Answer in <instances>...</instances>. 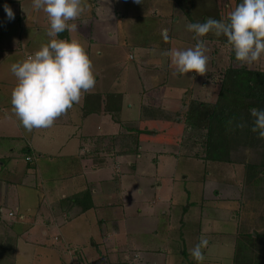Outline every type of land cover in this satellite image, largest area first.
Masks as SVG:
<instances>
[{
    "label": "rangeland",
    "instance_id": "obj_1",
    "mask_svg": "<svg viewBox=\"0 0 264 264\" xmlns=\"http://www.w3.org/2000/svg\"><path fill=\"white\" fill-rule=\"evenodd\" d=\"M21 1L0 0V108L5 109L3 117L0 111V180L15 191L8 194L14 201L3 204V213L16 206L18 213L29 210L33 215L38 210L44 215L47 203L40 202L46 186L42 187L40 177L46 178L43 184H55L58 176L62 183L65 177L83 172V164L72 152L89 142L79 134L95 130L98 112L103 110L106 116L94 146L97 162L105 163L98 174L91 171L90 177L87 171L86 184L73 181L68 196L80 198L87 209L81 211V202L76 204L72 218L47 231L44 255L34 264H94L100 252L107 259L98 264H132L135 255L139 258L134 264H199L190 250L201 235L210 241L203 249V264H232L236 234L244 229L254 234L257 223L254 212L244 220L238 207L243 198V165L205 159V130L193 132L185 121L191 100L215 101L224 68L234 62L231 47L209 40L207 73L175 74L165 52L186 50L196 43L194 33L187 30L189 20L174 7L175 2L141 0L138 5L134 0H85L80 17L70 22L79 26L77 31H66V37L86 49L95 87L52 127L28 132L12 110L11 92L17 80L11 65L34 54L51 38L47 14L34 10L32 0L20 9ZM5 5L12 9L14 19L9 20ZM234 6L224 5L222 14L228 16ZM165 28L168 41L161 34ZM245 66L264 70V56ZM85 109L96 116L81 122L80 111ZM110 121L117 123L114 132L103 137L111 128ZM128 147L133 151H125ZM42 150L46 154L40 156ZM10 159L15 162L10 164ZM30 175L35 179L29 181ZM84 186L95 191L91 201L89 196L82 199ZM16 200L19 205L13 204ZM62 205L68 206L69 199ZM38 231L29 236L37 237ZM27 251L23 253L31 254ZM8 254L0 250V264H13ZM128 254L132 255L129 263ZM29 263L18 259V264Z\"/></svg>",
    "mask_w": 264,
    "mask_h": 264
},
{
    "label": "clouds",
    "instance_id": "obj_2",
    "mask_svg": "<svg viewBox=\"0 0 264 264\" xmlns=\"http://www.w3.org/2000/svg\"><path fill=\"white\" fill-rule=\"evenodd\" d=\"M134 2L139 5L141 0ZM85 6V0H32L34 10L47 14L50 24L47 35L51 39L34 54L11 65L17 80L11 92L12 110L28 132L52 127L57 118L95 87L92 61L84 46L76 39L59 38L65 31H77L78 25L70 22L80 17ZM4 11L9 20L14 19L8 5ZM187 30L194 33V47L165 52L175 66V74L194 72L204 76L207 73L206 41L201 38L209 33L226 38L227 46L234 51L235 60L241 66L251 65L264 56V0H242L227 20L209 17L204 22L188 23ZM161 34L165 41L169 40L168 29H163ZM249 112L253 118L251 131L264 139V109L252 107ZM235 120L233 117L228 123L231 125ZM246 126L243 120L236 123L241 129ZM209 243L201 235L190 250L191 257L199 264L205 260L203 249Z\"/></svg>",
    "mask_w": 264,
    "mask_h": 264
},
{
    "label": "trees",
    "instance_id": "obj_3",
    "mask_svg": "<svg viewBox=\"0 0 264 264\" xmlns=\"http://www.w3.org/2000/svg\"><path fill=\"white\" fill-rule=\"evenodd\" d=\"M172 1L191 23L204 22L209 17L223 20L228 17L222 14L225 5L223 0ZM241 2L236 0L234 9ZM61 35L66 37V32ZM201 39L206 41V48L209 40H221L227 44L225 37H216L212 33ZM230 59L237 62L233 50ZM234 62L224 68L215 101L206 103L191 100L186 109L185 121L193 132L205 130L202 142L205 159L243 165L240 188L243 198L239 200L238 207L244 220L254 212L257 223L254 225V234L245 229L236 234L232 264H264V139L251 131L253 118L249 112L252 107L264 109V70ZM233 117L236 120L230 125L228 121ZM241 120L247 125L243 129L236 127V123ZM125 151L131 152L133 149L128 147ZM83 194V201L87 196L91 201L89 192ZM67 199L69 203L73 201L74 205L81 202V211L87 209V203L82 207L80 198Z\"/></svg>",
    "mask_w": 264,
    "mask_h": 264
},
{
    "label": "crops",
    "instance_id": "obj_4",
    "mask_svg": "<svg viewBox=\"0 0 264 264\" xmlns=\"http://www.w3.org/2000/svg\"><path fill=\"white\" fill-rule=\"evenodd\" d=\"M223 1L225 2V5H228L230 3L235 4V2H236V0H223ZM21 2L22 3L19 5V8L24 9L23 6H25V5H23V4H24V2H27V0H23ZM175 5L176 4L174 3V7H175ZM66 35H68V38H69V34L67 32H66ZM63 39H67L65 37V35L63 36ZM4 110L5 109L1 110V108H0V111H2L1 112L2 117H3ZM93 114L95 115V112L88 111V113H87L86 110L80 111L81 122H86L87 119H85V118H87V117H89V115H93ZM97 115H100V117H97L95 115L96 118L98 119V122L96 123V125L94 127L95 130H92L93 128L88 129L86 131L83 130L79 134L80 139L83 138L84 142H89V143L87 145H85V144L79 145V146L77 145L75 151L72 152L74 155H76L79 162L81 164H83V167H84L83 172L79 173L78 175H72V176H70V178H69V176L65 177L62 183H59L60 177L58 176V181H56L55 184H53L54 181H52L51 184H49V183L43 184L46 178L43 176L40 177L39 182H41L42 187L46 186V190L43 191L42 201L40 202V204H42L44 201L47 203V204H44V207H45L44 208V215H43V211H38V210H36V212L33 215H29L30 214L29 210H27V213H25V214L21 213V212L18 213L19 208L16 206H15V209H9L7 211V215H5L3 213V208H2L3 204L7 203L11 199L14 201V198L8 197V194L12 193V192L14 194L15 191H14V189H9L8 186L6 185L7 183L0 180V220L2 221V222H0V250H2L4 252H5V250L9 251L10 254H8V255L12 256L13 264H18V259L20 257L22 258L24 263L30 262L29 264H34L36 260H38L41 256L44 255V253H42V246L45 245L44 242H46L48 240L47 239V237H48L47 231H51V228L57 229L59 226V223L66 220V218H68V216H69V219H70V217L72 218V216H74V215H72V212H73L72 210L75 207L74 204L69 203V205L66 207H63V205L61 206V204L64 201H66L67 198H69L68 196L70 195V192H71L70 189H71V187L73 188L72 185L74 184V182L76 184H78V180H82L83 183L86 184L85 180L86 181L88 180L87 179V171H89L88 175L90 176L91 171H92V173L98 172L99 169L105 163L104 160L102 162H100V164H99V162H97L98 156H97V152H96L94 146H96V142H97L96 136H98V135L100 136V133L102 132V128H101L102 126L101 125L103 123H105L106 116H105V113L103 112V110L98 112ZM6 116H8V115H6ZM111 123H112L111 128L108 130H105L103 132V134H102L103 137L107 134H110L111 132H114V129L116 127L115 125L117 123H115V122H111ZM11 131H12V128L11 127L8 128V132L10 133ZM8 137H10V135ZM107 138H108V136H107ZM42 154H46V153L43 152V150H42V151H40L39 155L41 156ZM50 161H52V158H50ZM9 162H10V164H13V162H15V160L10 159ZM43 163H46V162H43ZM12 166L13 165H10L9 167H12ZM83 174L85 176H83ZM96 174H98V173H96ZM30 179H35V176L30 175L28 180L30 181ZM74 179H76V180H74ZM67 188H69V189L66 190ZM81 189H82V191H84L86 193L89 192L90 196H92L93 192H95L93 190H90L86 186L82 187ZM81 189H80V192H82ZM51 196H54L55 198H51ZM92 199H93V197H92ZM13 204L19 205V200H16V203H13ZM9 212H12L13 215L9 216ZM16 213H18L19 217H16ZM14 216H15V218H13ZM28 216H30V217H28ZM15 226H24V227H23V229L21 228L20 230H18V229H16ZM37 229H40V231L37 232V235H36L37 237L29 236L31 232H33ZM58 236H60L59 233H58ZM61 238L64 241V238L62 235H61ZM56 240H58V239H56ZM19 243L22 245L20 250L18 249L19 247L17 246V244H19ZM11 245L13 247V250L11 248ZM64 245H65V243H64ZM7 246H9L10 249H8ZM38 246H39V248H37ZM26 247H28V248H26ZM27 249H31V250L27 251ZM37 249H39L40 251H38ZM63 249H64V247H63ZM76 249H77V251H79L77 247H76ZM26 251L27 252L31 251V254L27 255V254L23 253ZM152 253H154V250H152ZM99 254L96 256L94 264H96V263L98 264V262L102 261L103 259H107L106 257L103 256V255H106L105 252H103V253L100 252ZM67 255L70 258L71 255H69L68 253H67ZM131 257H132V255L130 256V254H128V256L125 257L126 259H128V263H129ZM135 257L136 258H133L131 260L132 264H134L136 259L139 258L137 255H135Z\"/></svg>",
    "mask_w": 264,
    "mask_h": 264
},
{
    "label": "built area",
    "instance_id": "obj_5",
    "mask_svg": "<svg viewBox=\"0 0 264 264\" xmlns=\"http://www.w3.org/2000/svg\"><path fill=\"white\" fill-rule=\"evenodd\" d=\"M28 55H30V54H28ZM28 55H27V56H28ZM27 56H26V57H27ZM26 159L29 160L27 157H26ZM12 215H13V213H12V212H9V216H12Z\"/></svg>",
    "mask_w": 264,
    "mask_h": 264
}]
</instances>
